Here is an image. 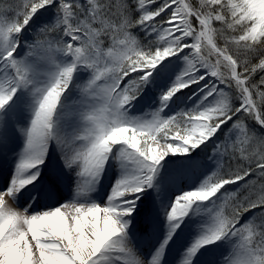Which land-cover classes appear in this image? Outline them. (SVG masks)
<instances>
[{
    "label": "snow or ice",
    "instance_id": "6c2138e0",
    "mask_svg": "<svg viewBox=\"0 0 264 264\" xmlns=\"http://www.w3.org/2000/svg\"><path fill=\"white\" fill-rule=\"evenodd\" d=\"M0 264H264V0H0Z\"/></svg>",
    "mask_w": 264,
    "mask_h": 264
},
{
    "label": "bare ground",
    "instance_id": "6f19581e",
    "mask_svg": "<svg viewBox=\"0 0 264 264\" xmlns=\"http://www.w3.org/2000/svg\"><path fill=\"white\" fill-rule=\"evenodd\" d=\"M110 178H111V176H109V179L105 181L106 184L109 182Z\"/></svg>",
    "mask_w": 264,
    "mask_h": 264
}]
</instances>
